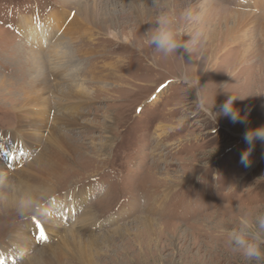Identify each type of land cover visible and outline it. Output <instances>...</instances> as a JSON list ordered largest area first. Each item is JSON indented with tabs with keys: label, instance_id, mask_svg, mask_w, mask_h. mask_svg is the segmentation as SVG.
<instances>
[{
	"label": "rangeland",
	"instance_id": "rangeland-1",
	"mask_svg": "<svg viewBox=\"0 0 264 264\" xmlns=\"http://www.w3.org/2000/svg\"><path fill=\"white\" fill-rule=\"evenodd\" d=\"M249 1L99 0L101 12L116 19L117 28L107 31L101 19L84 15L83 7L93 9L95 0H0V173L7 169L1 177L13 180L10 194L0 189V197L14 194L11 208L0 205V264H27L70 230L78 231L85 249L63 251L64 264H85L88 257L89 264H256L234 252L217 230L245 211L264 209V142L256 143L248 166L241 163L249 147L244 134L264 126V0ZM164 3L175 8L174 24L201 33L187 50L167 56L144 38ZM221 8L245 14H236V30L217 56L220 65L210 70L211 36L221 38L210 26ZM57 43L67 55L64 72L50 85L64 96L44 97L52 109L78 103L76 125H58L74 152L64 158L52 194L40 197L35 210L19 212L12 175L56 146L41 125L31 137V126L18 130L22 111L35 107H25L21 98L37 71L27 60L46 57ZM248 45L257 68L248 82V70L230 82ZM184 76L205 88L203 109L193 103L195 90ZM230 95L239 97L237 122L212 112L214 102L219 112ZM8 210L9 217L2 214ZM145 218L154 221V234L144 230Z\"/></svg>",
	"mask_w": 264,
	"mask_h": 264
},
{
	"label": "bare ground",
	"instance_id": "bare-ground-1",
	"mask_svg": "<svg viewBox=\"0 0 264 264\" xmlns=\"http://www.w3.org/2000/svg\"><path fill=\"white\" fill-rule=\"evenodd\" d=\"M66 1H71V0H66ZM98 4H99V0H95V5H94L93 9H90V7L87 4L84 7L82 6L84 9V15H86V14L88 15L90 13L88 16H90V21H92V22H97L99 19H101L103 22V28H105L107 31H110L112 29L117 28L116 19L113 20L109 16H106L105 14H103L101 12V10L99 9ZM210 12H212V14L216 17V15H217L216 11H213L212 9H210ZM236 14H237L238 18H242L243 14H245V12L236 11V13H235V11L226 10V9L222 10V8H221L218 10V19L210 26L212 28L211 33L212 32L213 33L218 32V34L221 35V38H219V37L214 38V36H211L214 40H212L210 47H212L214 44H215V46L212 47V52L210 49V54L212 53L211 54L212 60L214 61L212 64V68L210 70H215V69H217L216 66L220 65V62L218 61L219 57H217V56H218V53H220L224 49V47H222L224 45V43H226L228 41V38L230 37V35L232 33H234L236 30V28H235ZM248 15H250V14H248ZM222 16H225L228 19L226 24L224 23L225 25L222 23V21H223V18H221ZM231 17L234 18L233 19L234 21L232 22L233 25L231 27H229L228 26L230 24L229 19ZM224 20H226V19H224ZM248 23H250V22H247L246 24H248ZM222 25H224V26H222ZM247 26H249V25H246V27ZM25 27H27V26L25 25L23 30L26 31L27 28H25ZM47 30H50L51 35L54 32L53 28L47 29ZM43 33L44 32H42L41 35ZM46 34H47V32H46ZM44 37H46L45 34H44ZM41 39H43V38H40L39 40H41ZM217 40H220V42L218 44H217ZM213 41H214V44H213ZM235 47H238V44H234L230 48H231V50H234ZM243 51L244 52L241 55V58L238 59L239 63H237L236 72L231 77L230 82H233L236 79L241 78L243 73L246 70L250 71L249 76L246 79V81L247 80L249 81L251 79V77L253 76L254 69L257 68L255 66V63L257 60L256 59L257 54L251 48V45H248V47L243 48ZM32 52H35V51H32ZM21 54H22V52H21ZM66 55L67 54L64 51L60 50L59 43H57L56 46L51 50V52L46 57L45 56L41 57L39 55L33 54L27 60L28 65H31L37 71H36V73H34L35 76L32 79H30V83H28L29 88L27 90L25 89V94L21 98H22V101L25 102V107H27V108L31 107V106L32 107L35 106V107H33V110L30 113H28L27 111H24V110L22 111L21 120H19L20 125L18 127V130H24V128H27V126H31L32 129H30L27 132V135L30 134L28 136L31 137L33 134L30 132H32V130H34V128H39V126L41 125L40 129H39L40 132L42 133L43 131H47L46 137H47L49 144H56V146H53L52 150L50 148L43 149L40 152V154L37 156V158H39L38 159L39 161H37V163L33 164L30 167V169H27L26 171H24V169H22V170L17 171V173L12 175V178H14V182L16 183L15 189H13V190L15 191V193L18 192V194H19V196H17L18 198H16L18 203H19L20 196L26 192H31L37 198V200L42 196H43L42 198H44V196H46L48 194H52V192L54 191L53 183H55V182H53V179L64 167V164H65L64 160L69 159V157L74 152V150H73L74 148L68 142H66L64 140L63 136L61 135V131H60L58 125L61 123V121H63L67 127H71V126L76 125L77 113L75 111L78 108V103H77V105H65V106L64 105L62 106V104H61L60 107H57L56 109L55 108L52 109L51 104H50V98L44 97V95L51 94V92H52V94H51L52 96L53 95L57 96L59 94V96H57L58 98L64 96L62 89H60V90H59V88H54L53 90L51 89L50 80L56 79L58 77V75H60L62 73V70L64 72V58ZM24 56H27V55L24 54ZM104 56L105 55H103V58L105 59ZM250 57L253 59L255 58V60H250ZM48 58H52V59L47 63ZM48 66H49L50 71L48 70ZM214 66H215V69H214ZM116 70L121 71L122 69L119 66V67H116ZM48 92H50V93H48ZM51 111L53 112V114ZM68 111H71V114H69ZM24 113H25V115H24ZM49 117H51V119H52V125H50V126L47 125ZM6 173H7V169H5L2 173H0V189H5L6 191L8 190L7 194H10V190H9L10 186L8 185V183L13 182V180L10 181L9 178L3 179L1 177V175L6 174ZM8 177H11V176L8 175ZM11 196H14V194L8 195V197H7L8 200H6L4 197H0V205H2V208H6V207L11 208V206L9 205L12 203L9 200L11 198ZM18 203H15V201H14V205L15 204L17 205L19 212H22V211H20V209L18 207ZM6 212H7V216H8V215H10L11 211L10 210L5 211V212H2V214L5 215ZM143 220H140V221L144 225V228L146 227V229H144V230L145 231L148 230L149 235L154 234L153 230H152V233L149 231V230H151V226H153L154 221L152 219H149V218H145ZM88 222H89V217L87 215L82 220L81 225L83 227H85L88 225L87 224ZM48 227L51 230H55V227L53 226V224H50V226H48ZM79 238H81V237H80V234L78 233L77 230H73V231L70 230L68 232H64L63 238L61 239V241L58 244H55L54 246L49 245L48 248L42 249L41 253L38 256L29 260L27 262V264H62V263L64 264V262L62 260L63 251H65L67 249L71 250L72 247H74V249L71 251L78 254L80 251H83L85 249L79 243H77ZM70 241H73L76 244H73L70 246L67 245V243H69ZM89 241H90L91 245L93 244V246L98 245L97 244L98 243L97 237H93V238L90 237ZM84 245L89 246V242L86 241L84 243ZM85 253H86V251H85ZM89 263H90V258L88 257L86 259L85 264H89Z\"/></svg>",
	"mask_w": 264,
	"mask_h": 264
},
{
	"label": "clouds",
	"instance_id": "clouds-1",
	"mask_svg": "<svg viewBox=\"0 0 264 264\" xmlns=\"http://www.w3.org/2000/svg\"><path fill=\"white\" fill-rule=\"evenodd\" d=\"M175 8L164 3L157 13L155 26H151L144 32L147 43L158 53L165 56L178 52L181 47L186 50L194 45L200 38L201 33H186L178 24L173 23ZM187 37V38H186ZM183 81L188 86L189 91L195 90V99L192 100L197 109L205 106L203 89L199 86V81L194 82L191 78L184 76ZM239 97L230 95L226 102L220 106V111L212 112L218 118L220 115L229 117L233 122L241 120L240 112L234 107L235 100ZM248 149L241 156V163L248 166L250 155L256 143L264 142V126L249 129L243 137ZM39 201L31 193L26 192L20 196L18 207L20 211H33L37 208ZM238 207V206H237ZM217 230L221 231L227 238V242L232 250L238 253L248 262L255 261L256 264H264V209L248 210L240 215L239 219L229 225H218Z\"/></svg>",
	"mask_w": 264,
	"mask_h": 264
},
{
	"label": "snow or ice",
	"instance_id": "snow-or-ice-1",
	"mask_svg": "<svg viewBox=\"0 0 264 264\" xmlns=\"http://www.w3.org/2000/svg\"><path fill=\"white\" fill-rule=\"evenodd\" d=\"M41 238L44 239V238H46V237H44V236L42 235Z\"/></svg>",
	"mask_w": 264,
	"mask_h": 264
}]
</instances>
